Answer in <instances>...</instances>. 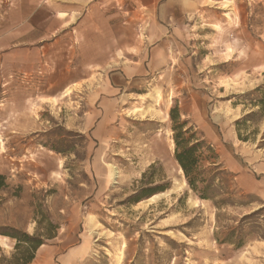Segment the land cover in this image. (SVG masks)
Here are the masks:
<instances>
[{
	"label": "rangeland",
	"instance_id": "rangeland-1",
	"mask_svg": "<svg viewBox=\"0 0 264 264\" xmlns=\"http://www.w3.org/2000/svg\"><path fill=\"white\" fill-rule=\"evenodd\" d=\"M54 2L0 0V264L30 255L24 233L44 241L28 264H264V112L246 98L264 84V0H202L133 76L77 64L130 29L102 34L114 20L95 14L51 32ZM174 106L230 203L178 173Z\"/></svg>",
	"mask_w": 264,
	"mask_h": 264
},
{
	"label": "crops",
	"instance_id": "crops-1",
	"mask_svg": "<svg viewBox=\"0 0 264 264\" xmlns=\"http://www.w3.org/2000/svg\"><path fill=\"white\" fill-rule=\"evenodd\" d=\"M60 1L51 4V32H55L59 27L71 26L80 18L86 19L99 14L103 18L114 20V24L107 28L105 33L110 35L111 29H130L133 33L136 27H143L147 40L137 42L131 36L119 35L105 40L102 47H96L93 56L82 58L78 65L85 67H105L117 64H127L133 75L137 73L138 66L152 65L153 60L158 58L156 51L161 49L158 41L164 35L174 31L173 19H189L203 4L202 0H54ZM135 29V30H134ZM109 30V31H108ZM151 42H155L152 46ZM153 50L155 53H153ZM128 56V57H127ZM128 60L125 63L123 59ZM166 62L167 56L163 58ZM162 63V62H161ZM133 68V70H132ZM126 74V71H124ZM72 83V82H71ZM77 83L76 80L73 82ZM67 87L65 94L69 93ZM102 121V119H100ZM98 125V123H96ZM99 127V126H97ZM94 127V129H97ZM79 247H72L62 255L70 260L78 258L82 254H77ZM69 255V256H68ZM55 258V257H54ZM53 258V260H54ZM65 260V261H66ZM50 261L48 262V264ZM61 263V262H60ZM64 263V262H63ZM62 264V263H61Z\"/></svg>",
	"mask_w": 264,
	"mask_h": 264
},
{
	"label": "trees",
	"instance_id": "trees-1",
	"mask_svg": "<svg viewBox=\"0 0 264 264\" xmlns=\"http://www.w3.org/2000/svg\"><path fill=\"white\" fill-rule=\"evenodd\" d=\"M246 98L249 100V104L252 106H258L260 112H264V84L255 87L249 93L246 94ZM170 118L174 122L172 125L173 131V142H174V159L178 166L183 172L185 181L187 185L202 199L213 200L216 195H211V190L213 188V181L217 179V170L220 165L217 163L218 155L210 147L205 145L204 141L194 138V133L191 132L192 129H184L185 124L179 122V111L176 106L170 109ZM245 118H243V121ZM240 123L237 121V124ZM240 136V135H239ZM245 140V137L242 138ZM203 149L208 152V155L202 151ZM203 160H213L210 161L212 164L208 168V172L212 173L210 177L205 176V170L202 167ZM2 176L0 175V186L2 184ZM156 193V191H148L144 193L145 197L151 196ZM141 196V195H140ZM141 199L138 198L135 202ZM216 207H222L223 205L230 203L227 198H220L217 201L213 200ZM12 237L17 238L16 247H20L21 244H25L30 255L23 261H19L17 264H28L34 257V252L38 247L44 244V241L40 237L31 236L26 233L21 236L12 235ZM235 246L239 247L243 242H232Z\"/></svg>",
	"mask_w": 264,
	"mask_h": 264
},
{
	"label": "bare ground",
	"instance_id": "bare-ground-1",
	"mask_svg": "<svg viewBox=\"0 0 264 264\" xmlns=\"http://www.w3.org/2000/svg\"><path fill=\"white\" fill-rule=\"evenodd\" d=\"M160 95L158 94L157 95V97H159ZM138 110H140V109H138ZM181 172H182V170L179 168V170H178V173H180L181 174ZM111 173H112V177L113 178H116V177H118V171L114 168V167H112L111 168ZM152 198H150V200H151ZM153 200V199H152ZM118 260H120V258H121V254L119 253V255H118Z\"/></svg>",
	"mask_w": 264,
	"mask_h": 264
}]
</instances>
